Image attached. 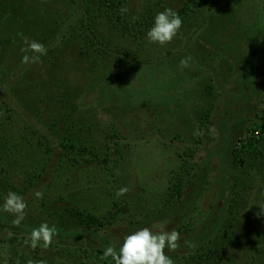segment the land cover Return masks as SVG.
Listing matches in <instances>:
<instances>
[{"label":"rangeland","instance_id":"rangeland-1","mask_svg":"<svg viewBox=\"0 0 264 264\" xmlns=\"http://www.w3.org/2000/svg\"><path fill=\"white\" fill-rule=\"evenodd\" d=\"M186 1L126 0L125 11L140 17L153 5L154 15L165 8L178 12ZM214 2L201 0L184 20L180 16L177 36L161 47L149 43L146 35L135 40L110 27L109 11L99 10L96 3L98 44L81 30L69 0H0V106L12 109L10 120L0 111V165L7 170L0 178V193L13 191L24 198L25 233L43 222L56 228L52 243L36 248L30 246L29 235L0 229V264H113L94 248L118 247L136 230L129 232L123 221L98 231L99 236L68 238L66 230L81 227L76 210L100 214L106 209L104 186L111 178L64 160L60 138L66 128L99 148L109 135L129 144L118 157L116 179L120 189L127 188L124 197L138 218L157 213L169 185L195 168L184 196L193 198L206 166L207 183L191 213L197 233H179L178 217L150 225L176 230L180 245L205 233L209 220L220 214L216 209L226 197L224 188L236 184V202L219 234L226 238H215L217 264H264V214L258 215L264 204V163L243 167L234 160L232 168L225 167L229 141L222 148L221 129L226 99L235 106L231 122L242 117L241 111H251L250 124L260 122L256 109L236 107L251 100L256 108L264 106V0H223L218 8L212 7ZM26 41L42 44L46 54L25 51ZM118 48L131 63L116 57ZM186 58L188 66L181 67ZM226 130L234 133L232 126ZM47 138L51 154L43 145ZM260 152L264 160V146ZM38 172L41 177L36 178ZM36 192L42 193L39 199ZM43 214L48 218L37 221ZM165 254L183 255L177 248L165 249Z\"/></svg>","mask_w":264,"mask_h":264},{"label":"trees","instance_id":"trees-1","mask_svg":"<svg viewBox=\"0 0 264 264\" xmlns=\"http://www.w3.org/2000/svg\"><path fill=\"white\" fill-rule=\"evenodd\" d=\"M200 1L201 0L186 1V3L178 11L179 15L183 17V20L185 16H188L189 13L194 10V8L198 7ZM222 1L223 0H215L214 6L212 7L218 8ZM94 3L97 4L99 10L106 9L109 11V13H107V21H109L108 23L110 27L112 25V27L119 28L123 33H125L126 36L129 35L135 40H139L145 36L146 31L152 25L153 17L155 16L152 12L153 5L149 6L142 16L135 17L131 13L125 11L126 0H69V5L74 7V17L79 21L81 30L90 38H92L95 41V44L100 43L102 40L97 37V34L95 35V29L93 28L94 23L96 22V17L99 19L96 13H93ZM18 35L19 34H17V37ZM106 47H108V45ZM115 50L116 51L113 52L117 58L128 64L132 62L133 59L127 55L125 50L119 48ZM110 51L112 50L110 49ZM256 52L257 50H254V53ZM262 65L258 67L257 71L262 69ZM243 69L245 68L242 67V70ZM212 89L213 88L209 87L208 92L212 91ZM222 93L224 96L227 92L223 91ZM224 101V115L222 116L221 129L225 130L230 126H232L234 129V133L230 132L229 130H222V133L225 136V140L222 143V148L224 145L226 146L229 141L227 144L228 152L225 167L228 168L229 166L232 168L235 164L234 160L236 161V164H240L243 167L245 165L253 166L256 162L260 164L264 163L263 159L260 160L262 156V152L260 151L262 146H264V106L259 105L256 108V105H254L251 100L243 105L241 103L236 107L237 110H242V108L247 110L250 107L252 110L256 109L254 113L256 119H260L259 123L250 124L252 118L249 117L248 114H250L251 111H241L240 114L242 117L235 122H231V115H233L235 106L233 107L230 104L231 102H229L227 99ZM0 111L5 112L6 115L4 114V117L9 120L11 119L12 109L10 106L7 104H5V106L2 105L0 106ZM74 131L75 129L73 130L66 128L60 138L61 156L64 158V160L79 170H86L90 167L102 170L110 176L111 180L108 182L109 186H104L105 193L109 198L106 209L100 214L80 208L76 210V217L81 227L80 229H74V232L66 230L65 232L69 234L68 238L87 237L90 233L94 235L97 234V236H99L98 231L106 230L108 227L123 221L127 223L130 232L133 228L137 229L138 227L150 226L156 221V219L161 221L167 217H178L177 231L179 233L183 235L197 233L198 225L193 220L191 213L197 208L196 200L198 197H201V194L204 191L203 184L207 183L206 178L208 171L206 166L203 168V178L201 183L197 185L193 198L190 197V199H184V196L188 193V189H190L192 181L196 177L197 172H195V168H193L194 170L186 171V173L181 175L177 181L169 185L167 189V199L161 208L157 210V213H153L152 215L147 214L142 218H138L131 211L129 203H127L124 194H117L120 190V185L116 179L119 162L118 157L123 156L122 150L127 147L129 148V144H124V142L121 141V138L117 135H109L104 147L102 146L103 148H99L93 144L89 145L84 140L78 138ZM225 132L227 133L225 134ZM255 133H259V135L256 136ZM43 145L47 148V152L51 154V141L48 139ZM247 155L249 156V161L247 164H245L246 162L244 160L247 159L245 158ZM2 173L6 175L7 170L0 165V178ZM35 177H41V173H36ZM226 177L227 174L224 176L223 184L225 183L224 180H226ZM29 183L33 184V181ZM13 188L14 185L10 187L11 190ZM225 190H229V195ZM224 193L226 194V197H223L225 199H221L222 203L220 202L218 208L216 209L218 212L220 211V214L218 216L212 217V219L209 220L210 224L206 226L205 233L200 235L194 242H190L186 245L177 244L176 248L181 251L183 255L175 254L174 256H171L174 264H217V255L220 253V249L216 246L217 243L215 242V238H217V241L220 238H226L225 236L219 237V234H221L224 227H226L227 221L229 219L228 211H230L231 207L233 206L232 203L236 202V184L230 185L228 189L225 187ZM3 197L4 196L0 193V204L3 202ZM43 215H40V217L36 220L39 221L42 218H48L47 216L44 215V217ZM11 216H13L11 213L0 211V229H8L7 231L11 233L16 232L27 234L23 231L25 224L24 222L26 220H23L20 225H16L14 223L16 217L12 218ZM218 221H220V227L222 229L218 228L217 230H214L213 225H215V223ZM72 232L73 235L70 234ZM65 237V239H67V235ZM106 247L107 246L103 245L102 247H98L97 244V248L94 249L102 254Z\"/></svg>","mask_w":264,"mask_h":264},{"label":"clouds","instance_id":"clouds-1","mask_svg":"<svg viewBox=\"0 0 264 264\" xmlns=\"http://www.w3.org/2000/svg\"><path fill=\"white\" fill-rule=\"evenodd\" d=\"M182 18L179 13L172 8H165L159 11L153 17L150 28L146 31V40L151 44L164 46L170 43L182 27ZM27 49L40 55L46 54L44 46L36 41H26ZM24 61L29 60V56L23 57ZM181 67L188 66V59L180 61ZM127 188H121L118 195H123ZM37 199L42 196L41 192L34 194ZM27 207L24 198L16 192L9 191L3 197L0 204V211L12 213L15 215L14 223L20 225L25 217V209ZM259 214H264V204L258 206ZM56 235L54 225L47 222L41 223L38 227H34L28 239L30 246L36 248L41 242L45 246L52 243ZM179 233L176 230L165 231L162 225H153L150 227H142L126 234L119 243L118 248L114 245H108L103 253V258H111L113 264H174L173 259L165 254V249L174 250L177 247Z\"/></svg>","mask_w":264,"mask_h":264}]
</instances>
